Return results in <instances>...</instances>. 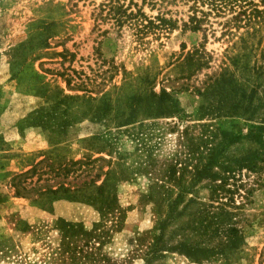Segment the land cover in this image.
I'll return each instance as SVG.
<instances>
[{
  "label": "rangeland",
  "instance_id": "1",
  "mask_svg": "<svg viewBox=\"0 0 264 264\" xmlns=\"http://www.w3.org/2000/svg\"><path fill=\"white\" fill-rule=\"evenodd\" d=\"M106 1L0 0V264H264V129L247 128L264 114L254 108L264 70L231 59L240 39L264 45V14L224 35L230 13L210 15L204 33L190 32L184 0H124L174 21L139 44L126 26L92 29ZM193 50H204L207 67L185 59ZM159 88L170 102L157 103ZM250 91L245 108L239 96ZM131 113L135 122L119 126ZM215 146L207 173L234 171L216 199L199 175ZM250 156L254 172L237 169ZM220 204L226 215H204ZM214 223L242 236L226 260L167 249L216 244Z\"/></svg>",
  "mask_w": 264,
  "mask_h": 264
},
{
  "label": "trees",
  "instance_id": "2",
  "mask_svg": "<svg viewBox=\"0 0 264 264\" xmlns=\"http://www.w3.org/2000/svg\"><path fill=\"white\" fill-rule=\"evenodd\" d=\"M124 0H107L106 2L100 3L96 8L93 9L92 20H93V28L95 29L100 23L104 21L111 22V25L116 28H121L126 26L132 32L135 40L141 44L143 40L147 36H152L155 40H157L162 35H167L170 31L174 30L175 24L174 21L167 19L162 16V14H157L156 16L150 18L145 16L135 4L129 3L127 6H124ZM144 1L151 0H141V4L145 3ZM186 3H190L189 11L190 16L187 17V21L183 24V28L190 32H201L204 33L206 30L202 28L203 25H207V18L210 15L213 17H222L225 15L226 12L230 13V18L226 19L224 23H222L223 28L225 29L221 34L227 32L229 28H239V25L243 23L245 27H249L250 25H258L261 24L262 15L264 14V0H257L258 4L262 6L261 9H258V5L254 0H184ZM148 4V3H147ZM153 7V3L151 4ZM203 6H206V11L200 10ZM234 9H236L234 11ZM96 10V13H94ZM231 26V27H230ZM264 27V25L262 26ZM251 39V37L249 38ZM240 50L242 53L234 54L231 59L234 62L241 64L239 65L240 70H245L248 72L249 70H264V45L259 44L257 41L256 43L249 42L248 40L240 39ZM207 54L204 50L197 51L193 50L189 54L186 55L185 59L189 62H193L192 64L199 70L203 67H207ZM194 58V60H193ZM249 60H252V64L247 66ZM248 70V71H246ZM222 75H217V80L213 81V84H218V79L221 80ZM65 86H69V81L64 80ZM241 94L243 91L240 90ZM151 95H154L153 93ZM244 95V94H243ZM243 95H240V100L244 101V107L248 108L250 105V97L252 95L251 91L248 95L244 98ZM157 97V103H161L163 101L170 102V98L168 93L164 91L163 88H159ZM139 96L136 99H132V109L133 104L138 101ZM69 100L72 98L69 97ZM239 102L237 101L234 104V107H237ZM240 105V104H239ZM242 105V104H241ZM242 107V106H241ZM254 108H264V103L257 101ZM252 108V111L254 110ZM200 110H204V108H200ZM245 122L249 121L248 118L244 119ZM122 125H131L135 122L134 114L131 113L127 116V119L121 121ZM248 130L250 133L254 131H260L264 129V114L260 117L259 122L255 125H249ZM247 130V131H248ZM217 153H219V149L215 146L214 148L210 149L207 163L203 167V169L199 172V175L205 176L210 179L212 182L211 195L213 198H219L218 196L221 193L222 186H224V182L229 178L234 171L226 165H222L221 173L222 176H219L216 173H207L208 169L211 168V165L214 164L215 159H217ZM242 161H247L249 164L247 166H241L242 164L237 166V169L245 168L248 172H254L255 170V161L256 157L250 156L245 158ZM225 163V162H224ZM75 164V162H74ZM215 167V166H214ZM220 169V166H219ZM224 173L226 175H224ZM208 175V176H207ZM215 181H218V184H214ZM178 197L174 198L173 200L169 201L166 205L169 211L167 210V216L158 223V226H164L169 222L171 217V213L173 212L172 206L177 202ZM149 200H152L151 198ZM155 202L160 201V199H154ZM211 201V200H210ZM100 204L101 210H108L109 205ZM211 206V205H210ZM208 206V207H210ZM223 205L212 207L213 209L220 210L219 213H208L204 212V215H209L210 218H217L218 216L226 215L227 212L223 211ZM219 219V218H218ZM214 227L209 233L210 236L220 237V241L213 245H208L207 243L199 242V243H179L177 246L167 248L168 250H177L180 254L189 258L193 261H198L201 258H209L214 256H219L221 259L226 260L228 255L236 250L241 243L242 236L235 228L231 227H224L218 228V223H214ZM158 237V235L156 236ZM205 246H200L199 244ZM207 244V245H206ZM165 249L163 246H160L156 250L151 252V256L147 258L146 263L150 261V258H155L156 256L159 257L160 254H156L158 252H162ZM262 253V252H261ZM260 264V262H259Z\"/></svg>",
  "mask_w": 264,
  "mask_h": 264
}]
</instances>
